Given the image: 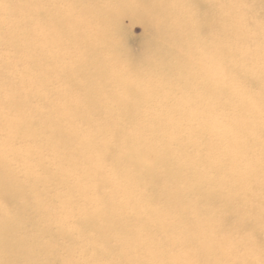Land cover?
<instances>
[{
    "label": "bare ground",
    "instance_id": "obj_1",
    "mask_svg": "<svg viewBox=\"0 0 264 264\" xmlns=\"http://www.w3.org/2000/svg\"><path fill=\"white\" fill-rule=\"evenodd\" d=\"M59 1H62L63 5H60ZM135 1L118 0L119 8L122 10L106 16L100 13L96 0H50L47 8L40 0L0 1V41L17 48L19 52L31 50L33 54L41 55V60L50 57L53 65L64 66L62 69L56 67L47 69L64 82L53 112L40 107L30 111L26 105L30 96H22L11 83L6 82L0 70V97L5 96L10 104V107L0 115V132L5 133L4 138L0 139V264H19V255L26 258L29 264H73L74 250L68 244L70 232L66 230V222L59 216L64 210L63 214L74 213L75 211L71 210L73 206H78L79 209L77 211L79 216L74 213L76 218L83 221L86 227H92L96 231V236L91 238L89 243L99 252L101 261H104L102 264H120L121 259L124 264H184L182 262L184 258L191 260L201 257L206 260L205 264H219L218 257L227 261L223 264H264L263 254H258L257 262L248 255L242 257L232 255L226 250L229 243L234 244L228 236L226 224L216 222L213 229L211 223L199 222V216L198 219H193L190 225L182 220V225L185 226L183 233L189 243L190 252L182 257L172 252L183 246L182 234L175 232L177 236L173 235L169 255L159 245V238L153 235L149 227H145L146 217L139 214L134 217L119 215L116 211V207L136 208L138 201L135 197L136 187L125 190L124 194L128 195V201L119 205L106 201L98 193V187L105 183L106 164H111L116 174H122L128 180L131 178L136 184L139 183L140 187L145 185L155 187L160 182L161 178L156 173L153 174L154 165L166 167L174 164L168 160L162 162V155L155 152L151 146L153 140L142 137L143 127L140 124L134 126L133 138L123 136L120 128L122 120L126 118L140 120L151 116L152 121H159V127L167 125L171 129L169 134H162V145L177 142L181 138L178 121H173V118L168 121L161 114L156 118L153 113L156 103L158 107L160 106L159 110L161 107L165 109V115L174 116L186 97L175 101L176 105L170 103L172 99L163 94L167 86L165 78H179L176 81L179 86L178 92L180 94L188 92L195 97L182 109L191 112L192 118L195 121L199 120L203 125L199 126L200 131L195 132L198 140L189 138L188 140L192 143H201L205 136L204 139L209 140L205 145L206 149L210 148L215 153L203 155L198 162L188 157L186 167L193 168L198 165L211 169L212 174L204 182L208 192L224 186L226 182H230V185L233 183L232 177L228 178L227 174L223 175L219 183L216 155L219 109H222V117L227 116L223 125L226 128L222 148L225 149L224 153L233 152L235 132L238 131L236 135L243 139L242 145L245 149L249 148L247 154L250 155L252 148L257 145L264 159V123H260L258 118L260 114L257 112V109L264 108V105L220 103L231 98H264L263 88H260V93L253 97L248 93L244 95L242 91L234 97L235 82L228 75L254 73L259 75L260 82L264 84V0H256L262 9L257 7L258 3L253 0H184L186 3L184 7L176 6L178 0L164 2L151 0L150 2L156 3L155 5L161 2L158 5L161 9L166 7L164 17L154 14L152 18L144 19L154 37L163 36L166 39L162 45L153 41L150 43V50L146 51L157 56L146 58H150L147 62L148 68L157 72L153 75L164 76L163 79L149 83L165 84L163 89H153L150 86H143L142 82L140 84L135 82L132 79L134 76L128 75L133 67L123 68L124 62L118 55V49L114 51V47L119 46L114 36V32L119 30L118 20L122 15L137 11L139 7H134ZM104 3L109 4L110 0H104ZM40 17L41 20L37 19ZM12 18L15 21L9 26L7 19ZM199 23H206L209 26L210 37L196 43L198 45L194 55L189 49L190 54L183 52L187 44L193 40L186 36V28ZM168 26H171V30ZM219 27L220 34L227 41H241L244 42V46L242 44L243 47L238 49L232 43H225L223 36H217ZM70 42L77 48L75 59L52 55L55 50L64 48ZM196 58L199 60L198 65L196 64L197 72L193 70ZM251 81L249 79L248 82L254 86V81ZM173 82L174 80L170 79L168 85L172 86L170 83ZM128 87L146 90L138 96L132 94L130 96ZM247 109H253L255 112L248 114L245 112ZM233 110H239L238 116L231 114ZM9 113L12 116H9ZM52 114L55 115L51 116ZM187 119L188 117H184V120ZM37 129L49 134L48 139L44 141L49 154H42L41 157L43 180L54 181L64 187L65 196L61 197V202L48 203L47 199L42 200L43 196H39L34 188L32 190L35 194L28 195L27 187L19 181L15 182L8 173L12 170V165L21 160L22 149L15 146L22 142L25 136L37 134ZM259 137L263 140H259ZM119 142L126 143L132 151L121 156L117 151L121 147ZM194 146L204 152L201 144ZM143 162L148 167L144 166ZM233 166L232 156H224L222 170L225 167L231 170ZM163 172L168 174L170 168L167 167ZM261 177L257 190L264 193V172ZM177 179H182L181 175H178ZM190 185L192 186V182L188 183V188ZM174 190V186L173 189L161 190V193L166 192V207L170 210L164 213L169 216L185 210L177 203L170 202ZM51 193L52 191L49 195ZM174 193L176 194V190ZM75 195H79L85 203H78ZM233 195L232 191V194L223 199L224 213L235 210L238 211L237 215L241 216L237 203H242L238 196ZM19 198L21 203L17 202ZM260 200L263 203L260 207L257 206V209L247 203V210L255 213V218H240L232 228L240 231L244 227L255 228L258 223L264 226L263 196ZM90 202L93 214L88 212ZM232 204L235 205L234 209ZM196 210L200 208L196 207ZM5 211L10 215L6 219L3 216H8ZM158 214L151 210L148 212L147 220L153 222L152 226L159 224L165 227L166 223ZM223 218L222 215L220 220ZM215 219L213 215L211 222ZM95 220L99 221L94 222ZM45 221H48L47 231L39 229ZM175 223L177 221L170 224L173 226ZM203 227L206 231L201 229ZM177 240L182 244L178 245ZM142 246L148 249L143 259L128 257L134 248L135 251L143 252L140 251ZM156 246L161 250L157 252L149 250Z\"/></svg>",
    "mask_w": 264,
    "mask_h": 264
},
{
    "label": "rangeland",
    "instance_id": "obj_2",
    "mask_svg": "<svg viewBox=\"0 0 264 264\" xmlns=\"http://www.w3.org/2000/svg\"><path fill=\"white\" fill-rule=\"evenodd\" d=\"M0 1L2 2L3 0ZM40 1H43L45 3L46 8L48 3L50 2V0ZM96 1L99 3L100 13L104 16L112 15L114 11L119 12L122 10L121 8H119L120 5L117 2L118 0H110L109 4H105L104 0ZM150 1L151 0H136L134 2V7H139L140 9L138 8L135 12L132 11V14H126L120 17V19L118 20L119 30H117V32H114L116 44H119V46L116 45V47H114V51H116V48L118 49V55L122 58L124 62L123 68L129 69L131 66L133 67L134 71L130 70L128 75L130 77L134 76V78L132 79L135 82H139V84L140 82H142L143 86H150L153 89H163L162 87L167 84V86L165 85L166 88L164 89L163 94L165 97H170L172 99L170 103L175 105V101L179 100L180 98L182 99L186 96L185 99L182 100L184 102L182 103L181 107L177 108L175 113L176 115L174 116L165 115V109L161 107V109L159 110L160 106L158 107L156 103L155 108L153 109V113L155 114L156 118L159 114H161L168 121H170L171 118H173V121H178V126L180 127L179 134H181V138L177 140V142H167L169 143L168 145H162V134H169L171 132V129L168 128L167 125L164 126L163 124V126L159 127V121H152L151 116H146L140 120L126 118L122 120L120 128L123 136L133 138L135 137L134 126L140 124L143 127L142 137H146L153 140L151 146L155 149V152L162 155V162L165 163L166 160H168L170 163L174 164L166 165V167H156L155 165L153 166L155 171L153 174L155 175L156 173V175L161 178L160 182L155 187H151L150 185L140 187L138 186L139 183L136 184L132 181L131 178L128 180L127 178H125L124 175L116 174L111 164H106L107 169L105 170V183L98 187V193L102 195L101 197H103L106 201L119 205L121 202L128 201V195L124 194L125 190L134 189L136 187L137 194L135 195V197L138 199L136 208L134 207L135 209H132L116 207V211L119 215L126 214L128 216L134 217L139 214L141 217H146L145 227H149L153 235L156 238H159V245H161L169 255L171 254L170 246L173 235L177 236L175 232H179L182 234L183 246L176 250H173L172 252L180 255L181 257L182 255L184 256L185 254L190 252L189 243L184 237L183 231L185 226L182 225V220L184 219L188 223V225H190L193 219L196 220L199 216V222L211 223L213 229L214 224L216 222H224V224H226L225 226H227L228 228V236L234 243H229L226 246V250L228 252H231L232 255L236 257L248 255L254 260V262H257L259 261L258 254L264 255V226H260V223H258L255 225L258 228L244 227L241 230L239 229L241 232L238 231L236 228L232 227L236 226L235 223L238 222L240 218H255V213L247 210L248 205L257 209V206L260 207L263 203V201L261 202L260 199L262 196L264 198V193L263 191L261 193V191L257 189L259 181H261L262 178V172H264V159L261 156L257 145L252 148V150L250 151V155L247 154L249 148L245 149L244 145H242L243 139L241 140L239 136L236 135L238 134V131L235 132L236 141H234L232 147L233 154L228 151H225L224 153L225 149L222 148L224 143V130L226 128L223 125H225L226 123L227 116L222 117V109H219L217 115L218 153H216L218 157L217 169H219V183H221L224 174H227L228 178L232 177L233 183L230 185V182H226L224 186H219V188H217L213 192H208L204 182L212 174L211 169H209L208 167H200L198 165H195L193 168L186 167L188 157H191L192 161L198 162L200 161L199 159L203 155H209L215 152L210 148L206 149L205 145L208 144L209 140L207 138L204 139L205 136L202 138L201 143H192L188 140V138L198 140L195 137V132L200 131L201 127L199 126H202L203 124L199 120L195 121L191 116V112L182 109L188 102L194 100L195 97L186 91L185 94H180V92H178L179 86L177 85L176 81L179 78L176 79L175 77H170L171 80H174L173 83H170V85L172 86L168 85V82L170 81V79L168 78H165V84L163 85L162 83L160 85L158 83H149V81L156 82L160 80V78L163 79L164 76L153 75V73L157 72L152 69H149L147 66V62L150 58H155L157 56L153 54L151 55L146 51L150 50V43H152L153 41H156L158 45H162L166 41L163 36L158 38L154 37V35H152V30L148 27L146 21L144 20L152 18L154 14L160 17H164L166 7L165 9H161L158 7V5H160L161 2H164L165 0H159L161 2H159L158 5H155L156 3H152ZM253 1L257 2L256 0ZM177 2V7H184L186 4L184 3V0H178ZM59 4L63 5L62 1H59ZM65 4L67 3L65 2ZM257 7L262 9L259 3ZM133 9L134 8H132V10ZM26 10L28 12L29 7H27ZM37 19L41 20L42 18L40 17ZM7 20L9 22V26L12 25L11 23H14L15 21L13 18ZM168 27L167 28L171 30V26ZM189 30L191 32H189ZM186 31V36H188V38H192L193 40H191V43L187 44L188 46L183 50V52L189 53V50H191L190 53L192 55H194V52L197 51L196 45L198 44L196 43L202 41L205 38L207 39L211 35L210 28L206 23H199L192 27H187ZM216 33L218 34V37L223 36L222 34H220V27ZM223 40L225 41V43L234 44V47L238 49L244 46V42H229L224 36ZM191 45L194 46L196 49H194V47H192ZM76 50L77 48L73 47L70 42L69 45H66L64 48L55 50L52 55L60 57L65 56L75 59ZM254 55H256V53H254ZM41 57V55L33 54L31 50L19 52L17 48L15 49L8 43L5 44L0 41V70H2L4 74L3 77H5L6 82L11 83V85L14 86L22 96H30V98H28L26 101V105L29 107L30 111L36 110L37 107H40L45 111L53 112V107H56L55 104H57V99L62 93L64 82L62 81V79H59L58 76H53L47 69L49 67H56L57 69H62L64 66L53 65L50 60V57L46 60H41ZM148 57L150 58L146 59ZM66 61L68 63V60ZM198 63L199 60H195V68L193 70L196 72ZM228 75L235 82L233 88L234 97H237V93L240 91H242L244 95H247L248 93L250 97H253L260 93V88L264 89V84L262 85V83L260 82L259 75H256L254 73L244 72L237 75ZM130 77L128 78L130 79ZM249 79L252 80L251 82L254 81V86H251L250 82H248ZM38 82H41V84H38ZM145 90L146 89L143 88L140 89L137 87H128V92L130 93V96H138L142 91ZM220 103L221 105L227 103L237 105L247 104L253 106L264 105V98H231L224 99ZM9 107L10 104L7 101L6 97H0V115H2L5 110ZM245 112H248V114H252L255 111L253 109H247V111L245 110ZM257 112L260 114V116H258L260 123H264V108L260 107L259 109H257ZM45 114L49 115L48 113ZM231 114L233 116H238L239 110H233ZM53 115L55 114H52L51 116ZM9 116H12V114L9 113ZM184 117H188V119L184 120ZM36 131L37 134H35L34 136H25L22 142L20 141L15 146L17 148L22 149L21 160L13 164L12 170H10L8 173L12 176L15 182L19 181L27 187L28 195H32L34 193V191L32 190V188H34L38 191L39 196H43L42 200H44L45 198L48 200V203H55L54 201L61 202V197L65 196L64 187H61L54 181L46 182L43 180L44 175L42 174L43 167L41 157L42 154H49L48 147L46 146V144H44V141L48 139L49 134L39 129H37ZM4 136L5 133L0 132V139L4 138ZM258 139L263 140V138L260 137ZM226 143L227 142L225 141V144ZM195 144H201L202 148L204 149V152L202 153V151H199L198 147L194 146ZM164 146L166 147L165 150ZM167 149L169 150V152H167ZM117 151H119L118 153L123 156V154H128L130 151H132V149L129 148L126 143H123ZM34 153L36 154L34 155ZM223 154L224 156H232V159L234 160L233 169L229 170L228 167H225L223 169L224 171L222 170V160L224 159ZM143 163L144 166L148 167L145 162ZM173 165L175 166L173 167ZM167 167L170 168V172L168 174L163 172L166 171ZM186 174H192L193 176H186ZM178 175H181L182 179H177ZM189 182H192V186L190 185V188H188ZM173 186L175 187L176 194L174 193V190L170 202L177 203L179 206L184 207L185 210L183 212H176V215L169 216V214L166 215L164 213L165 211L170 210L166 207V192L161 193V190L163 188H166V190H168L169 188L173 189ZM230 189L233 191L234 197L238 196V199L241 201V203H245V205L237 203L239 206V214H241V216H238V211L235 212V210H232L228 213H224L223 199H225L228 195L232 194V191H230ZM51 191L52 193L49 195ZM116 192L120 193L117 194ZM75 196L77 197L75 199L78 201V203H85V201L80 198L79 195ZM35 198L37 197L35 196ZM51 199L53 202L51 201ZM17 202L21 203V199L19 198ZM91 204L92 202H90L88 205V212L90 214H93L94 211L91 209ZM235 205L232 204V209H234ZM196 207H199L200 210H196ZM71 210H74V213L79 216V214L77 213V211H79L78 206H73ZM151 210H155L156 214L160 212L158 216L162 221L166 223L165 227H162L159 224H157V226H152L153 222L147 220L148 212H150ZM63 212L59 213V216L61 217V220L63 222H66V230L70 232L71 237L69 241L70 243L68 244L74 250L73 264L104 263V261H101L102 258L99 255V252L95 249L94 246H91L89 243L90 239L96 236V231L92 227H86L83 224V221L76 218L73 212V214H63ZM5 213L8 214L6 211ZM213 215L216 217V219L211 222V219H213ZM222 215L224 216V218L220 220V217ZM3 216L6 219L10 215L8 214V216ZM96 221L99 220H95L94 222ZM174 221H177V223L173 224L172 226L170 223H173ZM47 226L48 221H45V223L41 225L39 229L47 231ZM33 227L35 228L36 226ZM201 229L206 231V228L204 227ZM176 242L178 245L182 244V242H179V240H177ZM208 246L210 247L211 245ZM149 250L157 252L161 249L159 246H156V248H150ZM140 251L143 252L135 251L134 248V250L129 253L128 257H133V259H143L144 254L148 251V249L142 246ZM13 254L17 255L15 253ZM184 259L185 260H182L184 264H205L206 261H204L202 257L194 258L191 260H188L187 258ZM18 262L19 264H29V261H27L26 258L22 257L21 255H19ZM114 262L116 261L114 260ZM217 262L219 264H223L227 261L222 259L221 257H218ZM120 264H124V261L122 259L120 261Z\"/></svg>",
    "mask_w": 264,
    "mask_h": 264
}]
</instances>
